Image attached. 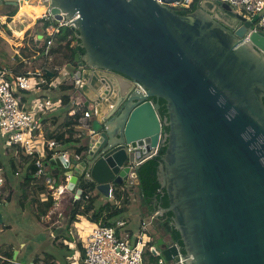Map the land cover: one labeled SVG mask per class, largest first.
Instances as JSON below:
<instances>
[{
  "label": "water",
  "instance_id": "1",
  "mask_svg": "<svg viewBox=\"0 0 264 264\" xmlns=\"http://www.w3.org/2000/svg\"><path fill=\"white\" fill-rule=\"evenodd\" d=\"M182 2L49 0L52 23L71 20L77 33L81 87L67 94L91 124L81 154L49 167L76 197L83 183L108 198L110 188L138 186L131 167L165 148L157 180L168 207L151 216L164 235L158 217L173 214L185 254L161 239L151 252L173 263L180 254L183 264H264V33L257 16L225 2L201 0L180 15L172 7Z\"/></svg>",
  "mask_w": 264,
  "mask_h": 264
},
{
  "label": "built area",
  "instance_id": "2",
  "mask_svg": "<svg viewBox=\"0 0 264 264\" xmlns=\"http://www.w3.org/2000/svg\"><path fill=\"white\" fill-rule=\"evenodd\" d=\"M219 1L227 3L233 11L240 13L248 20L257 16L255 31L258 30L264 33V0ZM26 2L32 5H44L45 10L40 18L48 19L50 24L45 29V38L41 49L44 52V58L46 61H49L51 55L55 52L52 37L59 34L62 27L71 28V20L61 19L57 25H54L52 23L54 17L46 15V7L49 0H17L18 9L21 4ZM182 3H188V0H183ZM40 18L37 17L34 20L37 21ZM35 38L36 40L38 39L37 36ZM72 45H74L73 42ZM78 69L74 63L67 64L59 70V72L72 71L70 79L62 81L63 87L68 91L72 90V93L81 87V79L77 76ZM7 76H10V81L5 79ZM47 81L42 71L38 70L20 75H16L13 72L8 73L4 69L0 70V142H3L4 147H18L24 156L34 159V166L36 168L34 181L43 183L50 191L52 199L57 202L59 201L57 197L68 191V178L62 180L63 184L61 186L55 187L56 181L48 173L49 163L44 161V152L45 148L51 150L56 148L58 144L54 139L43 140L41 138L43 134L41 116L44 112L50 110L54 106V103L49 98H39L27 106H25L26 104L22 106L16 97V94L19 92H29L35 88L36 90L40 89V87L47 85ZM76 104L79 110L82 111L77 120L78 125L76 127L81 132L90 130V112L86 107L79 106L78 100H76ZM140 163L141 161L137 164L139 165ZM129 179L131 183L137 179L135 167H131ZM3 185V169L0 167V189L3 188ZM113 191L114 187L109 189L108 200L113 199ZM73 197L76 199L80 198L75 195ZM88 197L89 194L85 195L86 199ZM124 226L123 222H118L115 227L96 223L86 234L82 235L84 227L82 222L77 218L74 222V228L83 249L80 264H145L146 245L150 242L146 232L147 225L143 224L138 233L133 236L126 230L119 231ZM79 257L72 259L76 261L75 259L78 260ZM155 259L156 262L152 264H183L180 254L178 263L165 262L160 256H156ZM5 260V258L0 256V261ZM6 262H10V260Z\"/></svg>",
  "mask_w": 264,
  "mask_h": 264
},
{
  "label": "trees",
  "instance_id": "3",
  "mask_svg": "<svg viewBox=\"0 0 264 264\" xmlns=\"http://www.w3.org/2000/svg\"><path fill=\"white\" fill-rule=\"evenodd\" d=\"M201 0H190L186 7L181 8H173L172 9L180 15H186L188 13L193 12L199 2ZM13 13L10 17L14 16ZM8 22L10 19H7ZM50 21L45 18H40L37 20L36 25L38 28V34L36 36H42V39H37L35 41V45L37 48L34 51V55L38 52V56H41L42 49L41 46L43 45V40L45 38V29L49 26ZM5 27V25L3 26ZM14 36L21 37L23 31L14 32ZM77 33L70 29H65L62 27L59 31V34L52 37L53 47L55 52L51 55V59L49 61H44L41 63L39 67H41L43 76L49 81V78L46 75V70L51 73L54 77L59 73V70L67 65V64H74V57L75 54L79 53L82 54L83 51L79 46V40L76 37ZM72 42L74 45H72ZM41 45V46H40ZM46 62V63H45ZM45 69V70H44ZM15 73V72H14ZM16 74V73H15ZM20 75V73H17ZM22 74H25L23 72ZM7 81H10V76L5 78ZM66 92V89L62 87V93L60 98L62 99L65 104H67L68 96L63 94ZM26 92H19L16 94V97L19 101V104L24 106L26 103ZM47 98V97H46ZM264 103V99H263ZM160 115L162 118L166 115L165 103L161 100L160 101ZM69 110L64 111L67 113ZM63 112V113H64ZM80 115L76 114L70 120L69 124L76 126L77 120L79 119ZM44 123L45 120H42ZM163 132L166 133L168 131L167 127H163ZM50 139H54L58 142L61 141V137L55 135ZM73 141V138L70 139ZM3 142H0V167L3 169V177L6 184L11 185L12 188H17L20 190L16 195L19 198L20 206H24L26 202L30 203V200L34 203V215L37 219L41 217H45L53 208L55 201L52 199L50 195V191L48 188L41 182L34 181V174H35V166H34V159L24 156L18 147H6V152H4ZM83 151V147H76L74 149L75 155H80ZM165 152V148H160L158 151V156L151 158L144 163L140 164L136 169V177L139 181V185L136 186L138 189L139 194V204L140 208L145 209V212L149 215L157 213L161 208L168 207V199L165 193L159 192V183L157 180V171L158 165L160 162V158L163 156ZM54 151L50 149H45L44 154V161L49 163V160L53 157ZM53 178L57 179L58 176L52 175ZM17 180V181H16ZM57 184L55 187H58ZM82 189V195L80 198L76 199L72 197L70 199L69 204L67 205V240H70L72 243H75L78 249H82V245L78 236L74 233L73 238L70 236V232H74L72 227L74 221L78 217H87L92 222L99 223L104 226L108 227H115L116 221L115 215H122L123 212L126 210V206L128 204L129 198H125L120 201L119 204H123L120 208H116L115 205L106 201L104 203L98 204L97 200L99 197V193L95 191V187L93 185H84L80 183L79 186ZM14 190V189H13ZM127 189H120L118 187L114 188L113 191V198L116 199L120 198V195L127 194ZM89 194V197L86 199L85 195ZM126 197V195H125ZM7 200H4L0 196V205H4ZM118 205V204H117ZM172 213H165L162 216L158 217V220L162 224L164 230L170 236V240L173 244L177 245L180 253L182 255L185 254L183 243L181 241L179 233L174 229L172 225ZM83 253V252H82ZM150 256L152 253L150 252ZM5 257L8 260L12 259V253H4ZM0 264H9L6 261H0Z\"/></svg>",
  "mask_w": 264,
  "mask_h": 264
},
{
  "label": "crops",
  "instance_id": "4",
  "mask_svg": "<svg viewBox=\"0 0 264 264\" xmlns=\"http://www.w3.org/2000/svg\"><path fill=\"white\" fill-rule=\"evenodd\" d=\"M189 2H190V0H188V3ZM24 4H21L19 9L18 8L15 9L14 7L10 8V11H8V13L11 12V14H8V15L2 14V15L5 16L4 18H7L8 16L10 17L13 13H15L14 14V21H15L16 19H19L22 14L26 15L27 17L31 16L32 19L30 17L29 18L31 20H34L37 17H40L44 13L45 8L42 7L41 5H38V4L32 5L30 3H27L29 5V7L26 5L27 9L22 10L24 7ZM3 8H4V6H0V12L3 10ZM37 9H40L42 13L41 12L38 13V11H36ZM36 22L37 21L33 22L34 25H36ZM38 37L39 36H37V38ZM37 56H38V52H36V54L34 56H32V58H34V60L36 62H38L39 60H41L42 62L46 61V59L44 58V52L43 51H42L41 56H39V57H37ZM39 68L40 69L35 68V70L42 71L41 67H39ZM35 70H33V71H35ZM14 72L16 73V75H17V73H20V74L23 73L21 71L20 72L14 71ZM25 73H27V72H25ZM55 77L52 76V78L49 81H47V85L40 87V89L36 90V88H35L33 90H30L29 92L24 93L26 96V101H29L28 105L36 99L46 98V97L49 98V97L53 96L54 95L53 90H55V89L59 91V94H58L59 97L61 96L62 87H63V85H62L63 80L59 79V82H57L56 85L51 84L52 83L51 80ZM67 93H69L68 90H66V92L65 91L63 92V94L68 95ZM68 97L69 98H68L67 104L62 105V107L63 106H65V107L62 109V111L59 114L49 115V116L48 115H44V116L42 115L41 116V121L45 120L44 123L42 122L43 123V134L41 135V138L43 140H50V138L55 136V135H58L61 137L62 142L57 141L58 146L56 148L51 149L55 153L53 155V157L59 156L62 154L67 155V157L76 156L74 154V149L76 147H83V145H84L83 139H82L83 137L81 136L82 132L76 126L73 127V125L69 124V122L73 118V116H75L76 114L81 115L82 111L79 110V107L76 104V100L71 98L70 95ZM25 106H27V105H25ZM68 109H71V110H69L67 113H65L64 111H66ZM71 138H73V141H70ZM45 149H47V148H45ZM44 154H45V152H44ZM54 170H56V168H54L51 172L53 173ZM48 171H50V167H49ZM54 180L56 181L55 186L57 184H59L58 186H61L63 184L62 179L59 177L57 179L54 178ZM130 186L132 187V190L130 192L128 191L127 194L120 195L119 199H115L116 204H118L119 207L121 206V204H119L120 201H122L125 198L130 199L128 201V204H127V209L125 210V212H123V215L126 216L128 219L127 220L117 219L116 224L118 222H123L125 225L124 230H126L132 236L136 235V233H138V231L140 230V227L143 224L147 225V231L146 232H147V235H148L150 241L155 243V247H153L155 250H158V247L156 245V241L158 239H161L163 242L170 244L169 236H167L166 234L163 235V234L159 233L158 231H156V229H155L156 224L153 223V219H152L153 216L146 213L145 209L140 208L139 194L135 188L136 185H130ZM4 189L7 191L6 193L8 194L7 195L8 197L4 198L3 196H1V195L0 196L2 198H4V200H8L5 203V205H7L10 203L9 201L11 200V196L15 193V192H13V194H12L13 189H14V191L15 190L18 191V189L15 187L12 188L11 185H9V184H6ZM64 195H69L70 199H71L74 196V193L66 191L63 193V195H60L59 197H57L58 200L60 201L61 197L63 198ZM125 195H126V197H125ZM18 199L19 198L15 194V197L13 200L17 201ZM107 200H108L107 198H105L99 194L97 203L101 204V203L106 202ZM59 201H57V202L59 203ZM57 202L55 201V204H54L53 208L51 209V211L48 213V215H52L54 210H58L57 209V205H58ZM133 202H135L137 204V210L138 211L137 210L135 211L134 209H130V207H132L131 203H133ZM13 203L17 205V202H13ZM17 212L22 213L23 216H25V218L28 219L27 215L25 214V210H21V208H18ZM57 214L59 216H61V213H57ZM48 215L45 217H48ZM3 219L4 218L2 215V221L3 222L0 226H2V228L7 227V228H9V230H11V227L9 225H7ZM72 226H73L74 232L72 231V233L71 232L69 233L71 238H73L74 233L76 234V230L74 228V223ZM48 228L51 229L50 227H48ZM62 230L63 229H61V227L60 228L58 227L57 230L54 229L55 233L49 231L50 237L52 235L55 238L56 234L59 237L56 238V240L53 242H49L47 239H45L46 242L43 243L41 250L36 249V248H31L27 252L28 256L24 255V257H25V258H23L24 261H22L18 264H80V262H81L80 259L82 257V250L78 249L75 243H72L70 240H67L68 234H67V232H66V234L61 233ZM31 233H33V232H31ZM27 242L33 243V237L28 232H24V236L20 240H17V241L13 240L11 242H9V241L4 242L2 247H0V256L5 258L6 259L5 261H8V258L3 256V255H4V253H12V259H10V262H8V263L9 264H17L15 262V258H19V255L22 253V250L24 251L26 249ZM76 255H78L77 257H79V256L80 257L78 258V260L75 259L76 261H73L74 258H77ZM146 255H147V253L145 254V263L148 264V262L146 261V258H147ZM152 256L154 258L156 257L153 253H152Z\"/></svg>",
  "mask_w": 264,
  "mask_h": 264
},
{
  "label": "rangeland",
  "instance_id": "5",
  "mask_svg": "<svg viewBox=\"0 0 264 264\" xmlns=\"http://www.w3.org/2000/svg\"><path fill=\"white\" fill-rule=\"evenodd\" d=\"M20 5V4H19ZM44 5H42L43 7ZM16 7L15 9H17ZM236 10V8H234ZM10 11L9 8L4 7L3 10L0 12V70H5L8 73L11 72H31L36 69H40L39 66L41 65V60L36 62L32 56H34V51L37 48V45H35V40H36V35L38 34V28L37 26L34 25L35 20H31V16L27 17L24 14L21 15L19 19H16L14 21V16L12 17H7L4 18V15L11 14L8 13ZM4 14V15H2ZM40 18V17H39ZM7 19H10L9 22ZM14 21V22H13ZM5 25V27H3ZM65 29H70V27H63ZM23 31V34L21 37H16L14 36V32H19ZM41 46V45H40ZM42 47V46H41ZM72 76V71H61L59 72L55 78L51 80V84L56 85L57 82L60 80H67L70 79ZM54 95L49 97L51 101L54 103V106L43 113L44 115H57L59 114L62 109L65 107L62 105L65 104V102L62 101V99L59 97V91L58 90H53ZM29 101H26V105H28ZM4 152H6V147H4ZM54 167H50L49 175H52V170ZM6 186V182H4L3 188L0 189V195L3 196L4 198H7L8 194L6 193L7 191L4 189ZM137 192L138 189L135 187ZM134 188V189H135ZM127 190L130 192L132 190V187L127 185ZM20 190H13L15 192L11 196V200L9 201L10 203L7 205H0V213L3 215V220L7 225L11 227V230L9 228H2L0 226V247L4 244L6 241H13V240H20L24 236V232H28L29 234L32 235L33 237V243L27 242L26 244V249L19 255V258H15V262L18 264L23 260L24 255H27V252L31 248H36L41 250L42 245L44 242H46L45 239H47L49 242H53L58 238L57 236L54 238L52 235L50 237V232L55 233L54 229L57 230L58 227L62 230L61 233L67 232V205L70 202V196L69 195H64V197L60 199L57 209L54 210L52 215H48V217H41L37 219L34 215V203L30 200L29 202H26L24 206H20L19 204V199L17 201L13 200L15 197V194H17ZM13 197V198H12ZM132 197V196H131ZM115 197L113 199L107 200L108 202L112 203L115 205V210L116 208L119 207V205L116 204ZM8 201V200H7ZM13 202H17V205L14 204ZM132 207L130 209H134L135 211L137 210V204L135 202L131 203ZM123 206V204H122ZM121 207V206H120ZM18 208H21V210H25V214L27 215V218L23 216L22 213L17 212ZM127 209V206H126ZM138 211V210H137ZM57 213H61V216H59ZM78 217V220L82 222L83 224V234H86L96 223L92 222L90 219L87 217ZM117 219H125L127 220L128 218L126 216L122 215H115V219L113 221H116ZM56 220V221H55ZM32 222V223H31ZM79 224V222H77ZM58 226V227H57ZM50 227L51 229H49ZM73 227V226H72ZM125 229V227H122L119 229L120 232H122ZM32 230V231H31ZM33 232V233H31ZM155 247L154 242H149L148 245H146V261L148 264H152L156 262V259L154 257H150V252L151 249ZM43 250V249H42ZM146 264V263H145Z\"/></svg>",
  "mask_w": 264,
  "mask_h": 264
},
{
  "label": "bare ground",
  "instance_id": "6",
  "mask_svg": "<svg viewBox=\"0 0 264 264\" xmlns=\"http://www.w3.org/2000/svg\"><path fill=\"white\" fill-rule=\"evenodd\" d=\"M26 5L29 7V5L27 4V2L24 4V7H23V9L22 10H26L27 8H26ZM21 10V9H20ZM34 10V9H33ZM32 10V11H33ZM36 11H38V13H40L41 12V10L40 9H37ZM21 12V11H20ZM37 13V14H38ZM42 13V12H41Z\"/></svg>",
  "mask_w": 264,
  "mask_h": 264
},
{
  "label": "flooded vegetation",
  "instance_id": "7",
  "mask_svg": "<svg viewBox=\"0 0 264 264\" xmlns=\"http://www.w3.org/2000/svg\"><path fill=\"white\" fill-rule=\"evenodd\" d=\"M7 8L10 9L11 7L7 6ZM165 232H166V231H165ZM166 235L169 236V235L167 234V232H166ZM169 242H170V244H173V243L171 242V240H170V236H169Z\"/></svg>",
  "mask_w": 264,
  "mask_h": 264
}]
</instances>
